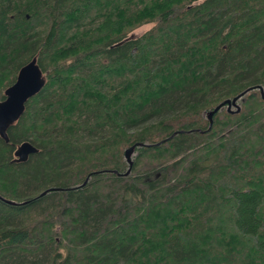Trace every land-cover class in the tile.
Listing matches in <instances>:
<instances>
[{
	"label": "trees",
	"instance_id": "16d2710c",
	"mask_svg": "<svg viewBox=\"0 0 264 264\" xmlns=\"http://www.w3.org/2000/svg\"><path fill=\"white\" fill-rule=\"evenodd\" d=\"M33 57L0 264H264V0H0V100Z\"/></svg>",
	"mask_w": 264,
	"mask_h": 264
},
{
	"label": "water",
	"instance_id": "95a60500",
	"mask_svg": "<svg viewBox=\"0 0 264 264\" xmlns=\"http://www.w3.org/2000/svg\"><path fill=\"white\" fill-rule=\"evenodd\" d=\"M45 83V78L42 71L37 64L36 58L33 57L28 63L23 65L16 76L15 81L4 90V99L0 100V136L6 142L8 141L7 129L13 124L23 113L26 101L38 93ZM260 92L264 98V93L260 87ZM243 93L229 99H225L217 104L212 110L207 113L210 125L212 124V117L215 112L222 106H226L227 110L231 107H239L236 103L238 97ZM133 147L125 150V157L131 166L130 155ZM37 151V148L28 141H24L16 148L14 155L17 161L26 160L28 155Z\"/></svg>",
	"mask_w": 264,
	"mask_h": 264
},
{
	"label": "rangeland",
	"instance_id": "374dc122",
	"mask_svg": "<svg viewBox=\"0 0 264 264\" xmlns=\"http://www.w3.org/2000/svg\"><path fill=\"white\" fill-rule=\"evenodd\" d=\"M150 25H143L137 29H135L133 32H132V35H139V34H142L145 30H147L149 28Z\"/></svg>",
	"mask_w": 264,
	"mask_h": 264
}]
</instances>
